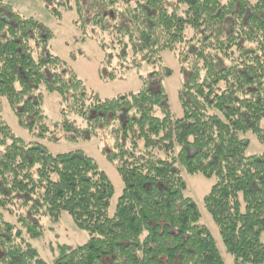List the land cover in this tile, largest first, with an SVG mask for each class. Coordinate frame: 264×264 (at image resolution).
<instances>
[{
	"label": "trees",
	"instance_id": "trees-1",
	"mask_svg": "<svg viewBox=\"0 0 264 264\" xmlns=\"http://www.w3.org/2000/svg\"><path fill=\"white\" fill-rule=\"evenodd\" d=\"M74 4L80 39L104 52V79L177 55L183 114L145 77L135 92L100 96L52 52L49 27L0 0V264H225L184 173L214 179L204 201L231 264H264V153L248 154L245 137L264 139V0ZM41 86L59 94L68 138L106 133L124 183L113 213L114 184L92 156L26 141L4 118L7 100L21 126L55 132ZM64 212L88 240L49 263L32 240Z\"/></svg>",
	"mask_w": 264,
	"mask_h": 264
},
{
	"label": "rangeland",
	"instance_id": "rangeland-1",
	"mask_svg": "<svg viewBox=\"0 0 264 264\" xmlns=\"http://www.w3.org/2000/svg\"><path fill=\"white\" fill-rule=\"evenodd\" d=\"M17 8L27 16H34L44 25L49 27L55 34L51 41V50L65 60L70 68L75 70L82 78L89 89L98 93L102 97H112L128 92H135L144 86L145 77L149 80L152 88H157L159 82L165 86L168 94L169 105L176 116L183 114L179 91L183 81L187 77L182 63L177 55L171 51L163 52L162 61L157 63H145L141 67L125 70L119 78L104 79L102 77L104 65V52L97 42L91 38L82 41L81 32L75 25L74 20L77 12L74 7V0H4ZM254 1V0H250ZM50 5L51 8H48ZM59 9L61 18L54 14V10ZM155 72H158L155 74ZM44 92V109L46 122L50 129L55 132L42 131L36 127L33 132L21 126L19 120L7 100H4L3 115L12 132L25 139L44 144L54 153L70 150H80L92 156L99 166L108 174L114 184V194L111 199L110 213H113L118 198L122 193L124 183L114 164L104 155L107 148L106 133L102 130L92 139L68 138L64 131L59 130L62 120L60 114V96L57 92H49L41 86ZM249 141L248 154L264 153V139L262 140L252 132L245 134ZM187 183V194L198 207L201 214V223L206 225L213 234L223 257L225 264H231L233 257L228 252L221 238L219 229L205 205V196L210 191L214 182L213 178H208L202 174L184 173ZM14 216L8 215V219L14 221ZM44 226V235L32 240L42 257L49 263H53L57 254L65 249H71L85 243L88 234L76 226L70 214L64 212L59 220H41ZM264 241V233L262 234Z\"/></svg>",
	"mask_w": 264,
	"mask_h": 264
}]
</instances>
